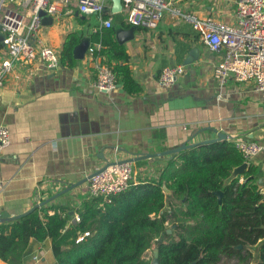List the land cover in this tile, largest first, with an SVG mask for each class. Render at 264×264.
Returning <instances> with one entry per match:
<instances>
[{
  "label": "crops",
  "instance_id": "1",
  "mask_svg": "<svg viewBox=\"0 0 264 264\" xmlns=\"http://www.w3.org/2000/svg\"><path fill=\"white\" fill-rule=\"evenodd\" d=\"M166 1L170 6L152 30L132 28L125 12H108L112 2H106L104 14L115 30L114 41L127 55L131 78L140 87L137 95L120 86L110 94L97 91L88 49L82 60L74 58L72 68L59 64L50 70L38 57L13 64L0 87V124L8 128L11 142L0 154V215L15 217L46 202L45 207L64 208L71 216L90 199L86 179L112 162L219 135L264 146V92L256 91L253 83L228 80L221 85L214 80L212 71L223 53L210 51L182 17L236 25L235 0ZM52 2L59 11L41 17L37 38L58 53L71 33L89 39L88 48H102L92 36L107 29L102 27L104 14H79L77 0ZM29 7L22 0H0V17L15 11L29 23ZM129 30L132 39L120 44L118 35ZM0 36L4 38L1 30ZM1 40L0 62L5 56ZM175 66H183L184 75L172 87H162L158 76ZM166 161L132 162L133 182L158 178ZM250 162L264 171V151ZM31 251L24 264H56L49 241L33 243ZM34 255L39 256L37 263Z\"/></svg>",
  "mask_w": 264,
  "mask_h": 264
},
{
  "label": "trees",
  "instance_id": "2",
  "mask_svg": "<svg viewBox=\"0 0 264 264\" xmlns=\"http://www.w3.org/2000/svg\"><path fill=\"white\" fill-rule=\"evenodd\" d=\"M114 34L110 28L92 36L102 46L95 56L121 88L137 95L140 87ZM79 42L75 33L65 38L61 66L74 67ZM243 163L234 141L199 143L166 161L158 178L136 180L106 199H86L71 216L57 206L36 208L0 224V261L24 264L33 243L49 241L56 264H150L153 246L159 264H264V192L257 186L264 171L248 162L225 184ZM75 215L79 221L72 223Z\"/></svg>",
  "mask_w": 264,
  "mask_h": 264
},
{
  "label": "built area",
  "instance_id": "3",
  "mask_svg": "<svg viewBox=\"0 0 264 264\" xmlns=\"http://www.w3.org/2000/svg\"><path fill=\"white\" fill-rule=\"evenodd\" d=\"M106 2L107 0H77V11L82 15L101 16L106 12ZM121 4V12H125L129 26L149 30L157 27L170 6L166 0H121ZM22 5L30 6L29 23L15 11L4 12L0 17L4 35L2 45L5 50V56L0 62V87L15 62L26 63L38 57L50 70L59 66V53L46 46L37 38V34L41 23L40 12L54 15L60 6L52 0H22ZM182 17L200 33L204 45L210 51L223 53L222 60L212 71L214 80L221 85L228 80L253 83L256 91L264 92V0H235L236 25L217 23L212 19L199 20L190 15ZM102 27L111 28V20H103ZM98 46L89 47L87 51L95 72L94 87L99 92L110 94L119 85L104 59L95 56V51L101 48ZM183 75V66L166 68L158 76V82L162 87L170 88ZM10 143L8 128L0 124V154ZM234 146L245 163L264 151V146L257 140L236 139ZM133 178L131 163L115 162L87 180V197L106 199L118 195L128 189ZM78 221L75 215L73 223ZM32 261L37 263L39 256H32Z\"/></svg>",
  "mask_w": 264,
  "mask_h": 264
},
{
  "label": "water",
  "instance_id": "4",
  "mask_svg": "<svg viewBox=\"0 0 264 264\" xmlns=\"http://www.w3.org/2000/svg\"><path fill=\"white\" fill-rule=\"evenodd\" d=\"M111 2H112V7L110 8V10L108 12H110L112 14L120 13L121 9H122L121 0H111ZM105 11L107 12V10H105ZM44 15H45L44 12H40V17H43ZM0 30H1V26H0ZM1 39H3L2 36H0V40ZM129 39H132V30H129L127 32H121L118 35V40H119L120 44H122L124 42H127ZM88 46H89V39L82 38L80 40V43L73 50V57L76 60H82L84 53L88 49ZM224 140H230V137L224 136V135L223 136L219 135L215 140L204 141V142H201L200 144L218 142V141H224ZM194 145L195 144H193V145L183 144L182 146H180L178 148H175L173 150H169V151L158 153V154H154V155H146V156H142V157L138 158L137 160L136 159L135 160H127V161H124V162L132 163V162L138 161L140 159H147V158L160 159L161 157H164L165 160H172L176 154H178L179 152H181L183 150H186V149H188V148H190V147H192ZM124 162H117V163L120 164V163H124ZM111 164H115V162L106 164L102 169H100L96 173L104 171L106 169V167L111 165ZM247 166H248L247 163H243L240 167L234 168L232 170V173L229 176V178L225 180V184H229L232 180H234L237 176H239L246 169ZM96 173H94L93 175H95ZM93 175L89 176L86 180H89ZM257 186H258L259 189H261L264 192V183H263L262 179H259L257 181ZM164 191H165L166 194H169L168 190L164 189ZM216 195L218 197H221L222 194H221V192H217ZM45 204H46V202L40 203L37 206H35L34 208H32L31 210H29L28 212L23 213V214L18 215V216H15V217H11L10 215H8L7 213L4 212L3 214L0 215V224L3 223L4 221L16 220V219H18V218H20V217H22L24 215H27L28 213L32 212L36 208L43 207ZM261 242H264V239ZM240 247L241 246H238L237 249H240ZM150 264H159L157 249L154 250L153 258H152ZM190 264H193V263H190Z\"/></svg>",
  "mask_w": 264,
  "mask_h": 264
},
{
  "label": "rangeland",
  "instance_id": "5",
  "mask_svg": "<svg viewBox=\"0 0 264 264\" xmlns=\"http://www.w3.org/2000/svg\"><path fill=\"white\" fill-rule=\"evenodd\" d=\"M167 229L169 231L168 233H170L172 231V228L170 226H168ZM153 249H154V247L152 248L151 252H149V255L147 257L148 259L153 258ZM255 262L256 261H253L251 264H254ZM219 264H234V262L225 261V259H224V261L220 262Z\"/></svg>",
  "mask_w": 264,
  "mask_h": 264
}]
</instances>
